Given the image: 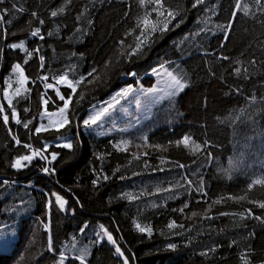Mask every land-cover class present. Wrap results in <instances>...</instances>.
I'll use <instances>...</instances> for the list:
<instances>
[{"label": "trees", "instance_id": "obj_1", "mask_svg": "<svg viewBox=\"0 0 264 264\" xmlns=\"http://www.w3.org/2000/svg\"><path fill=\"white\" fill-rule=\"evenodd\" d=\"M194 2L162 0L164 10L177 13L167 18L169 30L150 32L142 54L131 56L141 32L138 19L146 13L152 21L166 18L148 0L0 3V231L13 234L0 264H123L117 245L130 264H264V187L253 184L264 179V0ZM21 42L27 51L11 47ZM16 64L27 81L20 95L11 93L9 106L4 92L17 83ZM93 68L101 80L77 86L70 123L36 133L48 125L45 114L63 107L57 90L71 94L57 79L75 81ZM160 74L185 88L159 103L148 101L145 119L118 128L124 113L137 111L135 94L152 91ZM125 88L133 93L118 109L84 125L93 109ZM80 92L84 98L76 103ZM185 136L189 147L176 146ZM69 141L71 149L59 146ZM193 141L199 152L192 151ZM34 150L47 159L36 156L23 168L11 167ZM54 193L67 201L65 210ZM243 195L246 200L229 199ZM172 221L183 227L169 229ZM135 223L150 225L152 235L137 231Z\"/></svg>", "mask_w": 264, "mask_h": 264}, {"label": "snow or ice", "instance_id": "obj_2", "mask_svg": "<svg viewBox=\"0 0 264 264\" xmlns=\"http://www.w3.org/2000/svg\"><path fill=\"white\" fill-rule=\"evenodd\" d=\"M3 2H4V0H0V3H3ZM139 2H140L141 5L145 4V0H139ZM148 2L157 5V7H154L152 9V11L157 12L158 16H160V17L166 16V18L164 20H159L158 19L156 21H152V20L149 19L151 13H146L143 17L138 19L136 27L140 28L141 32H140V36H137V43L135 44L134 47L131 48V51L128 53L129 56L136 55L137 53L142 54L143 45H144L145 41L148 40V38H149L148 34L150 32H155L157 30H159L161 32L169 30L168 29V24L171 21L169 19H167V18L170 17V18L174 19L175 16L177 15V13H174L172 11L164 10V6H163V3H162V0H148ZM257 2H258V0H257ZM203 3H204V0H195V2L193 3L192 6L196 7L197 5L203 4ZM236 7L240 8L241 5L237 4ZM243 10H244L245 14H247L246 6H245V8ZM63 11H64V8L61 7L58 11H52L51 12V16L52 17H56L58 15V12L62 13ZM32 15L35 16L36 13H32ZM2 19H3V16H0V20H2ZM40 23L43 24L44 21L40 20ZM142 25H143V27H141ZM229 27H231V25H229ZM39 33H40V29L37 28L35 31H33L31 33V35L35 37V36L39 35ZM49 35H51V33H49ZM141 36L144 39H141ZM41 39H43V37H41ZM121 44H123V41H121ZM11 47L20 48V49H24L25 51H27V49L24 48V43L23 42H21L19 44H13V45H11ZM37 51H38V49H37ZM27 54H28L29 57L32 56L31 52H28ZM224 58L227 59V57H224ZM40 62H41V67H43V62H44V57L43 56L40 57ZM25 63H27V61H25ZM110 63H112V61H109L108 63L105 64V69L108 68V65ZM13 71L14 72H19V74H20V81L19 82H20L21 85H23L27 81V77L24 76V72H23V69L21 68V65L20 64H16L14 69H13ZM239 71H240L239 69H236L237 73H239ZM96 73H97V69L93 68L92 71H90L87 74V76H81L79 79H77L75 81L68 80L66 76L59 77L57 79V83H66L67 87L71 89V94L68 95L67 98H66L65 95H61L59 90H57V92H56L57 96L59 97V99L61 101L64 102L63 103V107L59 108V117H60V119L58 121H53L52 116L56 115V114L55 113H47V115L49 117L48 125L41 124L39 127H37L35 129V132L36 133H40L42 131H49L51 128H55L56 131H59L61 128L65 127L67 124H69L70 121H69L68 116H67V111L69 109V104H70V101L72 100V96L76 95V93H77V86L84 84L85 81H87L88 84H93V83L99 82L101 80V77L99 75H97ZM105 75H106V73H105ZM130 75H135V73H130ZM88 77H92V79L89 80ZM42 79L47 80L48 78L47 77H42ZM8 86L11 87V83H9ZM45 87L46 88H53V85L52 84H46ZM174 87H175V91L173 93H171V95H175L177 92L182 91L185 88V84L181 83L180 80H175L174 79ZM20 92H21V89L17 88L15 90L14 95H20ZM7 95H8V93L5 92V96H7ZM83 98H84V93L80 92L79 93V99H77L76 103H79V100H81ZM8 103H9V106H11V104H12L11 99H9ZM47 103H48V101L44 100V104L47 105ZM111 107H113V105L109 104L108 108H111ZM108 108H104L101 112H98L95 116H92L88 120H85L84 121V125L85 126H90L92 124H96V122L100 119V117L108 112ZM2 110H3V108H2V106H0V111H2ZM12 115H13V118L16 117V112H15L14 108H13ZM3 119H4V122L7 123L8 116L5 115ZM15 122L17 124L21 123V121L19 119H16ZM29 123H31V121H29L28 123H24L23 127L27 129L29 127ZM13 139L16 140L17 144L21 143L18 139H16L15 136L13 137ZM190 140H191V138L189 136H185V137H183L182 140L176 141L175 144L178 147L180 145H183L184 147L187 148V147H189ZM122 143L124 145H127L126 141H124ZM192 143H193L192 151L193 152H199L201 150V146L199 144H195L194 141ZM59 146H62L64 148H68V149H71L73 147V145H72V143L70 141L67 142V143H64L63 145H59ZM24 147L25 148H31V145L30 144H24ZM157 147H159V146H157ZM46 148H47V145H45V150H46ZM120 150L126 151L127 148L124 147V148H121ZM36 156H41L42 159H47V157L42 156V154H41V152L39 150H34L31 155H24V156H21V157L17 158L15 160V162L11 165V167L16 168V169L23 168V167L26 166L24 163H22L23 161H27V162L30 163L33 160V158L36 157ZM56 157H57L56 153H52L51 154V160H55ZM135 158L139 159V157H135ZM49 163H51V161H49ZM162 163H163V160H162ZM178 166L181 167V168L185 167V165H182V164H179ZM43 171L48 173L50 171V169L45 167L43 169ZM117 171H119V168H117ZM103 179L107 180L108 177L104 176ZM4 183H7V181H4ZM96 183H97V181L94 180L93 184L95 185ZM253 184L261 185L262 187H264V179H257V180H255L253 182ZM253 184L249 185V190H251V188L253 187ZM53 195L55 196V203L59 206V209H61V210L65 209V205H66L67 201L64 200L61 196H59V195H57L55 193ZM129 198H132V197H129ZM229 199H235L237 201H243V200L247 199V196L243 195V196H239V197H229ZM220 202H221L220 200H217L214 203H220ZM249 203H254V201H249ZM52 204H53V202L51 200H49L48 201L49 209L52 207ZM185 207H187V204L185 205ZM259 207L264 208V202H260L259 203ZM180 211H183V209H180ZM193 215H196V213H193ZM221 215H227V213H221ZM257 218L259 219V217H257ZM134 226H135L137 231H139L141 233L147 232V234L149 236L152 235V228H151L150 225L142 226L140 223H135ZM44 227L47 230L49 225L46 223L44 225ZM101 227H103V226H101ZM167 227L169 229H173V228H176V227H183V226L182 225H177L175 223V221H172V222H170L167 225ZM104 234L106 235L107 240L109 242H111L114 245L117 244V241L114 239L113 235L107 231V229H104ZM48 243H49V250H52V239H51V236H49ZM169 247L170 248H175L176 245L172 244V245H169ZM115 253L119 257L123 258V264H130L128 257L125 256V253L121 250V248L118 245L115 248ZM81 259H83V257H81ZM242 259H244V257H242ZM244 264H249V261L247 259H244Z\"/></svg>", "mask_w": 264, "mask_h": 264}, {"label": "rangeland", "instance_id": "obj_3", "mask_svg": "<svg viewBox=\"0 0 264 264\" xmlns=\"http://www.w3.org/2000/svg\"><path fill=\"white\" fill-rule=\"evenodd\" d=\"M17 79H16V84L14 85V87L10 90V92L8 91V95L5 96V92H4V97L7 101H9V99L11 98V93L13 94V92L15 93V90L17 88L22 89V87L24 86L20 84V74L19 72H17L16 75ZM66 84V83H64ZM175 91V87H174V79H172L171 77L167 76L166 74H160L157 80V84L154 87V89L152 91H143L140 92V94H135V96L137 97V100L140 102V105L137 106V111L136 112H131L128 113L127 115L124 113V117L122 118L120 121H117V126L118 128H132L136 123L141 122V120L145 119V115L143 113V106L145 103H147L150 100H158L157 103H159L160 101H162L163 99L172 96L171 93H173ZM132 92L131 88H125L123 90H121L119 95H114V97H116V99H114L113 101H109L106 105H102L98 108L93 109L91 112L92 116H95L98 112H101L104 108H108L109 104L113 105V107L108 108V113L113 112L114 110L118 109V105L122 104L121 102H123ZM180 92V91H179ZM179 92H177L176 94H178ZM146 94H147V98H146ZM175 94V95H176ZM113 97V98H114ZM143 97V98H142ZM60 100V99H58ZM136 101V99H135ZM56 115L52 116L53 121H58L60 119L59 117V108L58 110H56L55 112ZM45 118L48 122L49 117L47 114H45ZM46 173V172H44ZM66 208V205H65ZM65 210V209H63ZM12 231H0V251L3 250V247H5V245H7L8 241H12L13 237H12ZM3 241V242H2ZM56 264H61V262H57Z\"/></svg>", "mask_w": 264, "mask_h": 264}]
</instances>
